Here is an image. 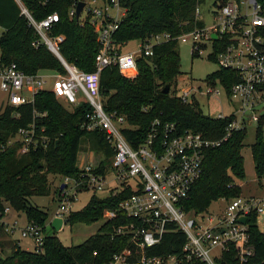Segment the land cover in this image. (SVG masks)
<instances>
[{
	"label": "trees",
	"instance_id": "16d2710c",
	"mask_svg": "<svg viewBox=\"0 0 264 264\" xmlns=\"http://www.w3.org/2000/svg\"><path fill=\"white\" fill-rule=\"evenodd\" d=\"M71 1L20 0L35 20L49 12L57 14V21L49 33L63 36L58 45L60 56L77 68L89 71L93 69L97 44L89 23L78 24L74 15H67ZM224 1L213 2L215 7H219ZM200 2L202 0H119L124 13L111 33L116 50H120V45L128 40L144 39L156 32L164 31L169 35L168 39L154 43L150 54L140 53L135 57V74L132 77L121 75L113 64L104 65L98 71L101 106L106 112L114 111L124 116L131 127H124L121 132L132 146L144 137L154 119L159 125L172 122L177 132L190 130L208 138H217L224 130L227 118L204 113L195 100L182 101L174 92L175 76L180 72L175 37L203 24L193 12ZM0 28V66L13 62L25 73L64 71L44 44H33L37 35L14 0H0ZM205 78L218 80L227 89L237 80V74L232 69L218 66ZM164 84L167 85L165 92L162 91ZM85 109L83 101L69 107L63 105L46 88L38 89L31 102L5 104L0 108V216L6 205L15 212H22L26 221L38 224L43 231L41 252L23 249L12 241L8 252L0 255V264H106L114 252L129 244L126 234L115 231L127 221V217L116 213L103 219L96 230L81 242L63 245L53 232H44L47 212L30 201L31 196L48 193V173L75 180L83 178V170L77 165L82 143L97 154L92 171L108 172L112 149L101 131H87L80 127ZM29 126L44 141L18 152L20 143L16 130ZM254 131L250 153L254 173L261 186L264 178V114ZM245 136L246 128L233 130L226 140L204 150L201 173L182 201L185 209L204 212L212 201L240 194V186L234 178L242 179L245 175L241 152ZM85 189L82 182L76 186L77 191ZM53 191L58 193V187ZM131 191L128 184H122L118 190L109 189L104 195L92 192L79 209L69 210L65 222L97 220L101 218L103 209H114L117 202ZM246 226L252 255L240 262L234 245L229 244L228 249L215 257L217 264H264V230L258 227L254 212L246 216ZM3 233L0 223V235ZM183 241V232L169 224L159 240L146 247V252L178 255ZM180 264L204 262L190 258Z\"/></svg>",
	"mask_w": 264,
	"mask_h": 264
},
{
	"label": "built area",
	"instance_id": "2783aa9c",
	"mask_svg": "<svg viewBox=\"0 0 264 264\" xmlns=\"http://www.w3.org/2000/svg\"><path fill=\"white\" fill-rule=\"evenodd\" d=\"M14 1L37 35L33 44H44L64 71L25 73L16 68L13 62L0 66V90L6 94L5 104L31 102L38 89L46 88L69 107L79 103L78 96L81 94L87 109L80 127L87 131H101L112 149L107 173L92 171L94 166L88 162L79 167L83 170L80 180L61 176L57 204L50 218H65L79 182L92 191L104 189V184L112 191L118 190L122 184H128L132 191L120 199L114 209H103L101 213L103 219L111 218L116 213L127 217V221L115 231L126 234L129 244L114 252L106 264H180L190 258L204 264H217L215 257L228 249L229 244L234 245L240 262L249 258L253 252L248 244L246 216L254 212L257 225L259 222L264 224V178L259 196L242 197L239 194L227 199L219 214L209 211L195 213L185 209L182 201L192 182L201 173L204 150L226 140L233 130L246 128L250 124L256 126L264 114V0H225L212 11L214 21L211 24L203 23L175 37L189 39L190 54H199L208 46V58L213 57L218 66L232 69L237 74V80L230 83L227 89L218 80L206 79L204 88L187 85L175 92L182 101L194 100L193 92L198 91L216 99L223 93L230 103L234 102L228 114L218 112L213 115L228 119L222 134L217 138H208L190 130L177 132L172 122L159 125L158 120L154 119L144 137L134 146L121 132L122 128L131 127L124 116L114 111L106 112L101 106L98 71L104 65L113 64L121 75L132 77L135 74V57L140 53L150 54L151 46L168 39V33L161 31L144 39H136L135 51L116 50L111 33L124 13V7L119 0H81L83 5L76 21L91 25L97 44L93 69L85 71L60 56L58 45L63 36L49 33L50 27L57 21L55 12L35 20L20 0ZM77 1H71L67 8L68 16L74 15ZM199 11L196 5L193 9L196 18H199ZM46 76L50 77V84L43 87ZM15 135L20 143L18 152L44 141L42 136L35 135L32 126L19 127ZM9 210L6 205L1 210L3 231L12 233L17 229L19 237L31 241L32 251L41 252L43 231L40 226L26 220L19 225L15 218L4 220ZM242 216L245 217L244 222L239 220ZM169 224L184 234L180 253L148 254L146 247L156 243ZM215 248H218V253L213 251Z\"/></svg>",
	"mask_w": 264,
	"mask_h": 264
},
{
	"label": "rangeland",
	"instance_id": "374dc122",
	"mask_svg": "<svg viewBox=\"0 0 264 264\" xmlns=\"http://www.w3.org/2000/svg\"><path fill=\"white\" fill-rule=\"evenodd\" d=\"M214 0H202L198 4L199 6V18L205 25H209L214 21L212 11L215 8ZM189 39L186 37L184 40L176 39V51L179 57V74L175 76L174 92H178L180 87L183 86H200L204 88L205 76L218 67V63L215 60H212L206 56V53L209 51V47L204 48L199 54L191 55L189 53ZM137 40L132 39L128 40L125 43L120 45L121 51H135L137 49ZM39 73H51L48 70H41ZM50 84V77H45V82L43 87H48ZM5 94L4 91H0ZM1 94V93H0ZM193 98L196 103H198L199 108L202 112L215 115L218 112H223L228 114L234 102L230 103L228 97L223 93L219 96V99H216L211 96H206L198 91L193 92ZM84 98L81 94L78 96V101H83ZM255 126L250 124L246 127V136L244 138V145L241 149V152L244 157V178L238 179L234 178V181L240 186V196L249 197V196H259L262 192V188L258 183L257 176L254 173L253 161L250 153V143L255 138ZM97 154L92 152L87 145L82 143L80 150L77 154V165L80 167L83 164L90 162V164L95 163ZM47 181L49 185V191L46 195H34L30 197V201L35 203L39 207L43 208L47 212V219L44 223V232L51 233L53 232L57 239L63 245L76 244L85 239L89 234L93 233L99 224L103 221V218L91 222H72L70 224L64 222L57 229H53L49 225V219L56 207L57 193L53 191L55 187H58L59 182L61 181L60 175H53L48 173ZM109 176H107L108 178ZM80 180V179H79ZM104 189L92 191L91 189H85L76 191L74 193V199L71 201L70 210L79 209L87 201L89 195L94 192L97 195H104L108 188L111 187L104 184ZM227 199L218 198L211 202L207 208V212H214L219 214V212L224 208ZM15 218L19 225L24 223V215L22 212H15L9 210L8 214L3 217L4 220H9ZM258 226L261 230H264V224L258 223ZM12 238H18L20 247L23 249L31 250V241L28 238L19 237L17 229H14L12 233H7L4 231L0 235V255H4L8 252L9 242L15 241ZM215 253H218V248L213 250Z\"/></svg>",
	"mask_w": 264,
	"mask_h": 264
},
{
	"label": "water",
	"instance_id": "95a60500",
	"mask_svg": "<svg viewBox=\"0 0 264 264\" xmlns=\"http://www.w3.org/2000/svg\"><path fill=\"white\" fill-rule=\"evenodd\" d=\"M82 5H83V1L79 0V1L76 2L75 6H74V18H75V19L77 18L78 13H79V10H80V8L82 7ZM212 36L215 37L214 34H212ZM166 90H167V85L164 84V86H163V88H162V91L165 92ZM61 186H62V184H60V187H61ZM239 220H240L241 222H244V221H245V217L242 216V217L239 218ZM61 221L64 223V222L66 221V218H62V219H60V218H58V217H51V218L49 219V225H50L53 229H57Z\"/></svg>",
	"mask_w": 264,
	"mask_h": 264
},
{
	"label": "crops",
	"instance_id": "0c3cea01",
	"mask_svg": "<svg viewBox=\"0 0 264 264\" xmlns=\"http://www.w3.org/2000/svg\"><path fill=\"white\" fill-rule=\"evenodd\" d=\"M0 91H2V90H0ZM1 94H0V108L3 106V105H5V100H6V94H3L2 92H0ZM8 214V213H7ZM6 214V215H7ZM10 219H12L11 217H10ZM9 219V220H10ZM12 239H14L15 240V242L20 246V243H19V239L18 238H12Z\"/></svg>",
	"mask_w": 264,
	"mask_h": 264
}]
</instances>
